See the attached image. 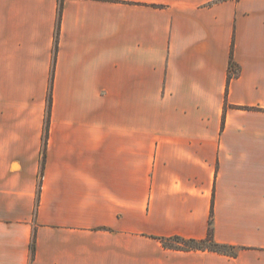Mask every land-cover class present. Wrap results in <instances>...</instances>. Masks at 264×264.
<instances>
[{
    "label": "crops",
    "instance_id": "1",
    "mask_svg": "<svg viewBox=\"0 0 264 264\" xmlns=\"http://www.w3.org/2000/svg\"><path fill=\"white\" fill-rule=\"evenodd\" d=\"M0 264H264V0H0Z\"/></svg>",
    "mask_w": 264,
    "mask_h": 264
},
{
    "label": "trees",
    "instance_id": "2",
    "mask_svg": "<svg viewBox=\"0 0 264 264\" xmlns=\"http://www.w3.org/2000/svg\"><path fill=\"white\" fill-rule=\"evenodd\" d=\"M50 104H51V95L49 96V106H48V115L46 119V127L45 130L48 132L49 130V122H50ZM46 146V144H45ZM45 163V149L43 151L42 156V166L44 167ZM210 225H212V220L210 221ZM164 247L170 248V249H178V250H185V251H213L218 253H223L231 256H236L235 248L225 245L217 244L212 235V229L210 228L209 234L206 239L204 240H192V239H184L180 237H174V238H164L160 239ZM172 240H177L181 242L182 245L179 246H171L170 242ZM34 248V246H33Z\"/></svg>",
    "mask_w": 264,
    "mask_h": 264
},
{
    "label": "rangeland",
    "instance_id": "3",
    "mask_svg": "<svg viewBox=\"0 0 264 264\" xmlns=\"http://www.w3.org/2000/svg\"><path fill=\"white\" fill-rule=\"evenodd\" d=\"M170 245H171V246H179V245H182V244H181V242H179V241H177V240H172V241L170 242Z\"/></svg>",
    "mask_w": 264,
    "mask_h": 264
}]
</instances>
